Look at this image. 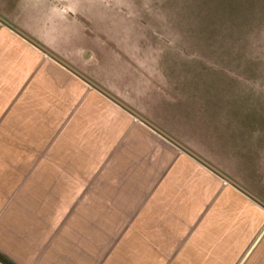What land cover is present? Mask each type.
Returning a JSON list of instances; mask_svg holds the SVG:
<instances>
[{"label": "crops", "instance_id": "obj_1", "mask_svg": "<svg viewBox=\"0 0 264 264\" xmlns=\"http://www.w3.org/2000/svg\"><path fill=\"white\" fill-rule=\"evenodd\" d=\"M38 1L48 14L25 20L32 0L0 1V255L12 264H264V194L160 113L181 97L158 52L130 43L118 15ZM255 168L264 175V146Z\"/></svg>", "mask_w": 264, "mask_h": 264}, {"label": "rangeland", "instance_id": "obj_2", "mask_svg": "<svg viewBox=\"0 0 264 264\" xmlns=\"http://www.w3.org/2000/svg\"><path fill=\"white\" fill-rule=\"evenodd\" d=\"M38 2L23 7L24 20L48 14ZM78 2L86 15H118L132 28L130 43L158 52L161 74L181 97L157 106L160 113L175 115L192 142L217 152L264 194L255 168L264 146V56L257 58L264 50L256 48L264 44V0Z\"/></svg>", "mask_w": 264, "mask_h": 264}, {"label": "water", "instance_id": "obj_3", "mask_svg": "<svg viewBox=\"0 0 264 264\" xmlns=\"http://www.w3.org/2000/svg\"><path fill=\"white\" fill-rule=\"evenodd\" d=\"M15 30V29H14ZM18 34H20L22 37L26 38L27 40H29L31 43H33L34 45H36L37 47H39L42 51H44L46 54L50 55L52 58L56 59L58 62H60L62 65H64L66 68H68L69 70H71L72 72H74L76 75L80 76L84 81H86L88 84H90L91 86H93L95 89H97L98 91H100L101 93H103L104 95H106L108 98H110L112 101H114L115 103H117L118 105H120L121 107H123L124 109H126L128 112H130L132 115H134L136 118H138L140 121L144 122L145 124H147L148 126L152 127L154 130H156L157 132H159L160 134L164 135L162 132H160L158 129H156L153 125H151L149 122H147L145 119H143L142 117H140L139 115H137L136 113H134L133 111H131L130 109H128L127 107H125L123 104H121L119 101H117L115 98H113L111 95H109L106 91H104L102 88H100L98 85L92 83L90 80H88L86 77L78 74L74 69L70 68L68 65H66L63 61L59 60L58 58H56L54 55H52L51 53L47 52L45 49H43L40 45H38L37 43L33 42L31 39H29L28 37H26L24 34H22L20 31H18L17 29L15 30ZM166 136V135H164ZM168 138V137H167ZM170 140V139H169ZM175 145H177L178 147H180L182 150L186 151L188 154H190V156H192L194 159H196L198 162H200L202 165H204L205 167H207L208 169H210L212 172L216 173L217 175H219L222 179H224L225 181H227L228 183L232 184L233 186H235L237 189H239L240 191L244 192L245 194H247L248 196H250L251 198H254L253 196H251L249 193H247L244 189H242L241 187H239L238 185H236L233 181H231L230 179L226 178L223 174H221L219 171H217L215 168H213L211 165H209L208 163H206L204 160H202L200 157H198L197 155H195L192 152H189L188 150L182 148L180 145H178L177 143H175ZM255 201H257L254 198ZM258 202V201H257ZM259 203V202H258ZM0 263L1 264H12L10 263L8 260H6L4 257H2L0 255Z\"/></svg>", "mask_w": 264, "mask_h": 264}]
</instances>
